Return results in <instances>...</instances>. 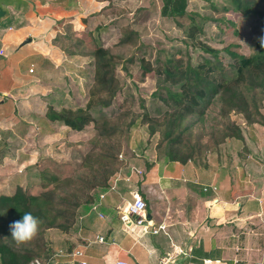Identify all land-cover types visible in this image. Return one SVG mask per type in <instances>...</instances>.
Returning <instances> with one entry per match:
<instances>
[{
	"label": "rangeland",
	"instance_id": "rangeland-1",
	"mask_svg": "<svg viewBox=\"0 0 264 264\" xmlns=\"http://www.w3.org/2000/svg\"><path fill=\"white\" fill-rule=\"evenodd\" d=\"M77 1L82 2L83 8H79L75 22L61 25L62 32L54 27L41 37H34L33 43L8 49V55L14 54L9 60L17 71V78L24 81L31 78L22 73L31 63L35 64L33 68L36 66L37 76L41 68L44 75L39 81L33 78L21 93L13 90V96L0 91V194H11L19 185L33 194L53 188L54 183L44 187L42 172L61 179L59 192L74 189L78 178L89 173V169L83 167L84 158L92 150L96 154L102 151L105 143H114L119 150L117 172L141 168L155 160L157 164L166 163L167 144L162 129L151 133V122L142 118L145 112L158 118L166 109L161 99L166 94L161 88L166 66L188 58L196 64L209 55L203 50L206 44L219 49L228 75L233 76L229 67L233 60L228 49L249 56L261 33L260 19L231 10L230 0H188L187 13L175 18L162 15L164 0H95L100 5L90 9L85 7L86 0ZM222 7L230 10L224 11ZM193 13L196 14L194 19L202 22V32L195 40L187 36ZM202 17L207 20L202 21ZM35 18L32 17L33 23ZM43 19L46 29L51 20L47 15ZM50 24L52 26V22ZM129 32L133 33L129 40L121 42ZM49 44H56L68 58L55 64L42 62L41 66L37 56H46ZM99 45L107 47L120 59L116 75L121 88L115 99L109 107L91 109L98 123L102 117L107 119L108 128H113L111 137H100L94 122L76 131L46 117L49 105L57 109L85 107L93 84L92 52ZM71 51L76 55H70ZM4 59L0 57V67L6 68L2 75L11 68L10 62ZM47 63L51 65L48 69L44 68ZM260 110L264 115V101ZM228 119L219 115L218 103L209 106L206 120L195 124L191 130V143L200 142L204 146L201 156L191 161L197 165L209 164L212 179L220 182L231 179L239 187L246 185L252 189L256 185L261 190L264 186V125L249 124L233 111ZM132 120L134 124L130 123ZM219 122L221 124L216 126L219 128L223 122L238 124L244 140L228 137L217 144L211 128ZM66 179L71 180V185H66ZM85 205L89 207L84 203L78 208L76 221L67 233L76 231L80 216L87 212ZM255 227L260 233L258 241L264 242V219L260 217ZM65 232L58 228L45 231L47 245L53 252L63 243ZM260 255L264 253L258 257ZM258 257L253 258V264H259Z\"/></svg>",
	"mask_w": 264,
	"mask_h": 264
},
{
	"label": "crops",
	"instance_id": "crops-1",
	"mask_svg": "<svg viewBox=\"0 0 264 264\" xmlns=\"http://www.w3.org/2000/svg\"><path fill=\"white\" fill-rule=\"evenodd\" d=\"M99 5L95 0H86L85 7ZM79 8H83L82 2L77 0H0V57L10 62L7 72L12 81L5 88L0 86V91L13 96V90L21 93L33 78L39 81L44 75L41 68L37 76L36 66L34 69L35 64L31 63L27 71H22L31 78H17L9 60L14 54L8 55V49L33 43L34 37H41L54 27L62 32L61 25L76 21ZM44 15L52 22L46 29ZM45 53L46 56H37L41 66L42 62L55 64L68 58L56 44H49ZM49 66L47 63L43 67ZM31 67L33 72L29 71ZM0 70L2 77L6 68L2 66ZM155 163L158 161L136 167L141 173L122 169L108 187L96 190L93 202L89 207L85 205L87 212L80 216L76 231L62 234L63 243L45 264H78L81 260L87 264H114L117 260L162 264L168 257L180 255L184 257L181 264H253V258L264 253V242L258 241L260 233L255 227L260 217L264 219V186L261 191L256 185L252 189L239 187L231 179L217 181L212 179L209 164ZM136 194L145 199L152 226L164 224L158 232L145 233L134 221L122 222L120 207ZM93 203L97 205L95 210ZM97 236H103L105 241L99 242ZM78 249L82 256L73 257L72 252ZM259 257V264H264V256Z\"/></svg>",
	"mask_w": 264,
	"mask_h": 264
},
{
	"label": "trees",
	"instance_id": "trees-1",
	"mask_svg": "<svg viewBox=\"0 0 264 264\" xmlns=\"http://www.w3.org/2000/svg\"><path fill=\"white\" fill-rule=\"evenodd\" d=\"M230 3L231 10L243 16L257 17L261 21V33L254 43L253 53L247 56L228 49L233 60L229 65L234 72L233 76L228 75L219 49L206 44H203V50L209 55L203 56L196 64H192L190 58L185 62L170 63L165 68L161 87L166 92L161 96L166 109L158 118L151 117L148 112L142 117L144 121L151 122V133L158 128L162 129L167 144L165 156L170 162L185 164L195 161L198 155L201 156L204 146L200 142L191 143V130L195 124L206 120V111L212 103L219 104V115L225 119L233 111L241 114L249 124L258 122L264 125V115L260 110V104L264 101V46L261 43L264 41V0H230ZM187 6L188 0H164L161 13L172 18L182 17L187 13ZM222 10L230 9L222 7ZM195 15L187 35L192 40L202 32V22L194 19ZM200 19L206 21L207 17ZM132 34H126L121 42L128 41ZM69 54L76 55V52L71 51ZM92 56L93 84L85 107L57 109L49 105L46 117L76 131H81L94 122L100 137H111L113 128H108L107 119L102 117L101 123H98L91 114V109L109 107L115 99L121 88L116 75L120 59L103 45L97 46ZM10 84L12 81L6 72L0 77V86L5 88ZM130 123L134 124V120ZM218 124L221 123L211 128V135L215 136L217 144L228 137L244 140L243 131L238 124L223 122L220 128L216 127ZM118 151L114 143L103 144L102 151L97 154L92 150L83 161V167L88 168L89 173L78 178V186L74 189L59 192L61 179L42 172L46 182L44 187L54 183L53 188L33 194L19 185L11 194H0V264H31L36 258H51L54 252L47 245L45 231L51 228L66 232L70 230L76 221L78 208L84 203L93 202L92 191L97 187H108L109 179L117 173ZM71 183L70 179H66V185ZM28 211L43 223L35 239L18 246L11 239L9 225L20 220L24 212Z\"/></svg>",
	"mask_w": 264,
	"mask_h": 264
},
{
	"label": "built area",
	"instance_id": "built-area-1",
	"mask_svg": "<svg viewBox=\"0 0 264 264\" xmlns=\"http://www.w3.org/2000/svg\"><path fill=\"white\" fill-rule=\"evenodd\" d=\"M0 53H3V50L0 49ZM30 72H33V68L31 67L29 69ZM132 172L136 171L137 173H141L142 171L139 168L132 167L130 169ZM213 189L215 190L216 187L213 186ZM101 197H104V194L101 195ZM92 209H97L96 203L92 204ZM120 218L122 222L125 224L130 223L131 221H134L136 225L141 226L143 228V231L145 233L147 232H158L160 228L164 227V224L160 225L158 228H154L151 224V221L149 219L148 213H147V203L145 199L140 195L136 194L134 196V199L132 201L126 202L122 207H120ZM97 239L99 242H104L105 239L103 236H97ZM83 252L78 249L72 252V256H82ZM31 264H45L40 259L36 258L31 261ZM78 264H87L86 261L81 260L78 262ZM114 264H128L126 261L123 260H117Z\"/></svg>",
	"mask_w": 264,
	"mask_h": 264
},
{
	"label": "clouds",
	"instance_id": "clouds-1",
	"mask_svg": "<svg viewBox=\"0 0 264 264\" xmlns=\"http://www.w3.org/2000/svg\"><path fill=\"white\" fill-rule=\"evenodd\" d=\"M262 46H264V41H261ZM43 221L33 215L32 212H24L20 220L13 221L10 225L11 239L16 243V245H23L31 242L38 235L40 225ZM4 239H7L5 237Z\"/></svg>",
	"mask_w": 264,
	"mask_h": 264
},
{
	"label": "water",
	"instance_id": "water-1",
	"mask_svg": "<svg viewBox=\"0 0 264 264\" xmlns=\"http://www.w3.org/2000/svg\"><path fill=\"white\" fill-rule=\"evenodd\" d=\"M28 41H30V39H28ZM182 261H184V257L180 255L172 259L168 257V260L162 264H181Z\"/></svg>",
	"mask_w": 264,
	"mask_h": 264
}]
</instances>
